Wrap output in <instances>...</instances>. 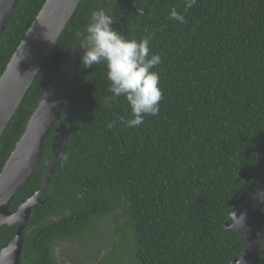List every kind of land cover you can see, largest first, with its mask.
Listing matches in <instances>:
<instances>
[{
  "label": "trees",
  "instance_id": "trees-1",
  "mask_svg": "<svg viewBox=\"0 0 264 264\" xmlns=\"http://www.w3.org/2000/svg\"><path fill=\"white\" fill-rule=\"evenodd\" d=\"M45 1H17L0 34V76ZM109 1L83 0L74 13L0 139V171L93 10H106L122 34L117 20L124 21L128 39L152 34L151 50L162 58L154 69L163 92L159 114L137 128L117 122L109 129L117 117L131 118L129 105L121 97L106 106L105 66L84 68L78 60L63 101L62 111L73 104L66 151L43 204L31 212L19 264H52L56 240L77 239L105 218L114 236L116 227H128L119 239L131 264H233L243 241L225 225L264 186V0H197L190 9L185 0H126L147 15ZM172 8L186 23L169 19ZM57 126L11 212L40 189ZM15 231L0 229V250ZM257 264H264V242Z\"/></svg>",
  "mask_w": 264,
  "mask_h": 264
},
{
  "label": "water",
  "instance_id": "water-1",
  "mask_svg": "<svg viewBox=\"0 0 264 264\" xmlns=\"http://www.w3.org/2000/svg\"><path fill=\"white\" fill-rule=\"evenodd\" d=\"M17 1L0 0V34ZM117 1L133 14L147 15L126 0ZM82 2L83 0H46L26 31L0 76V139ZM117 21L122 23L125 35L126 23L119 19ZM82 54L78 43L67 53L0 171V229L4 226L16 227L12 240L0 250V264H19L23 234L31 212L37 205L43 204L41 198L56 165L66 151V121L71 118L73 104L70 101L62 111L63 101L73 87L76 78L75 65ZM56 123L58 126L54 130L50 145L53 161L42 175L40 189L21 201L15 212H11V203L31 180L41 160L44 139ZM258 193H264V186L249 193L234 212L237 219L243 216L242 222L231 213L232 223L225 225L226 229L235 231L243 241L241 256L234 259L233 264L259 262L260 249L264 242V229L259 225L264 221V212L260 220L253 221V217L264 207V200L259 198Z\"/></svg>",
  "mask_w": 264,
  "mask_h": 264
},
{
  "label": "clouds",
  "instance_id": "clouds-1",
  "mask_svg": "<svg viewBox=\"0 0 264 264\" xmlns=\"http://www.w3.org/2000/svg\"><path fill=\"white\" fill-rule=\"evenodd\" d=\"M196 3L197 0H185L184 7L190 9ZM169 19L186 23L185 16L176 8L170 10ZM113 23V17L103 8L91 11L84 30L75 33L76 44L82 50L80 59L84 68L105 66L107 91L111 94L105 97V105L111 107L121 97L129 105L131 118L117 117L107 127L111 129L119 122L126 128H137L145 122V117L159 114L163 92L160 74L154 69L162 63V58L151 50V33L139 40L128 39L112 27ZM258 196L264 200V193ZM232 215L235 218V213ZM237 220L242 222L243 216Z\"/></svg>",
  "mask_w": 264,
  "mask_h": 264
},
{
  "label": "rangeland",
  "instance_id": "rangeland-1",
  "mask_svg": "<svg viewBox=\"0 0 264 264\" xmlns=\"http://www.w3.org/2000/svg\"><path fill=\"white\" fill-rule=\"evenodd\" d=\"M115 224L122 223L115 220ZM113 228V220L105 218L95 222L92 231L77 239L55 242L52 245L53 264H131L127 243L119 239L122 232L128 233L129 229L124 225L121 229L116 227L120 234L114 236Z\"/></svg>",
  "mask_w": 264,
  "mask_h": 264
},
{
  "label": "flooded vegetation",
  "instance_id": "flooded-vegetation-1",
  "mask_svg": "<svg viewBox=\"0 0 264 264\" xmlns=\"http://www.w3.org/2000/svg\"><path fill=\"white\" fill-rule=\"evenodd\" d=\"M43 196H44V195H43ZM43 196H42V197H43ZM41 205H42V204H41ZM36 207H37V206H36ZM58 241H64V240H56L55 242H58ZM65 241H67V240H65ZM55 242H54V243H55ZM21 254H22V251H21ZM51 258H52V247H51ZM51 262H52V261H51ZM52 264H53V262H52Z\"/></svg>",
  "mask_w": 264,
  "mask_h": 264
}]
</instances>
